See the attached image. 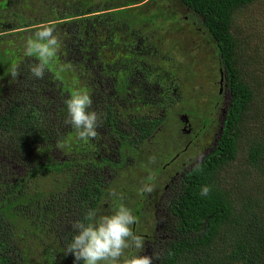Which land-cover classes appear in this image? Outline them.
<instances>
[{"label": "trees", "instance_id": "16d2710c", "mask_svg": "<svg viewBox=\"0 0 264 264\" xmlns=\"http://www.w3.org/2000/svg\"><path fill=\"white\" fill-rule=\"evenodd\" d=\"M154 1L161 2L151 8ZM169 1L93 0L101 9L93 14L72 9L75 15L37 24L15 17L0 28L1 36L44 24L63 31V56L55 57L74 84L48 68L43 79L33 77L29 66L40 62L33 55L0 57V264H28L34 248L40 264H83L65 253L76 234L73 223L97 211L115 177L128 170L129 158L139 151L144 156L156 132L174 118L178 75L183 69L192 78L202 72L189 49L202 54L207 40L232 101L216 151L199 164L201 171L185 175L180 197L169 207L164 228L171 237L161 264H264V131L247 138L245 169L237 177L229 169L258 93L238 62L234 18L255 0H174L179 11L167 13ZM178 21L190 22L197 35L186 50ZM76 90L90 94L89 111L101 118L96 139L81 141L64 123L65 101ZM258 120L264 121V112ZM205 185L211 192L202 197Z\"/></svg>", "mask_w": 264, "mask_h": 264}, {"label": "rangeland", "instance_id": "374dc122", "mask_svg": "<svg viewBox=\"0 0 264 264\" xmlns=\"http://www.w3.org/2000/svg\"><path fill=\"white\" fill-rule=\"evenodd\" d=\"M17 1L18 0H0V28H4V26L7 25V23L4 22L13 21L15 17H17V19H25L29 23L37 24L45 22L47 17L55 18L60 14L75 15V13H71L72 9H75L74 11L76 12L80 11L81 13L86 11L89 14H93L95 11L101 10L98 9L97 6H93V0H26L25 2L20 0V3ZM102 1L104 2V0ZM107 1L112 4L126 2V0ZM158 2L161 1H154L150 3L152 6L151 8L155 7ZM175 4L176 2H174V0H170L168 2L166 8L167 13L172 12L174 8L179 11V9L175 7ZM14 23L15 21L12 22V24ZM177 25L178 29H181L182 31L183 28L179 25L185 27L184 33L187 32V34L183 33L180 36V39H182L181 48L186 50L187 46L192 45L190 41L194 34L193 29L188 21H178ZM45 26L47 25H39L38 27L42 28ZM36 31H38V29L33 30L25 27L22 30H16L8 33L6 36L0 35V44L7 49L5 53L0 54V57L6 55L7 52H10V54L20 53V56L26 57L27 45L30 38L33 37ZM62 33L63 31L59 29V31L56 30L55 34L61 36ZM234 33L239 41L238 62L243 66L244 72L247 74L249 79L252 80V84L258 92L256 95L257 101H255V104L253 105L254 108L248 115L246 126L243 129L244 137L242 142L244 148H240L237 160L232 167L229 168L233 171L232 177H237L240 171H243L246 167L247 138L250 135H256L264 131V121L258 120L259 113L264 112V0H255L252 5L236 12L234 18ZM170 40L171 37H168V41ZM209 41L210 40L206 41L208 46L203 50L202 54L196 53L197 48L195 47L191 46L190 49L188 48L189 50H195V54L193 53L195 55L193 58L196 62L195 67L199 65L198 67L201 68L202 72L196 74L195 78H192L193 72L188 74L186 69H183V74L178 75V82L175 87L177 93L173 99L174 118H168L167 125L164 126L158 135V138H156L152 145L153 156L156 157L155 163H150L149 165L146 161H143V168L139 174L141 175L140 177H137L138 174H136L137 176H131L136 173V170H138L137 167L136 169L134 168V170L130 169L127 174L118 176L114 179L108 187L106 196L102 199L100 207L96 211L97 218L103 215L114 214L122 204L120 198L121 195L124 196L122 192L135 194L134 189H138L135 187L137 183H143L144 186L147 185L146 182L151 178L153 179L155 177L157 179L158 177L159 179H162L159 191L163 190L164 185L169 181L168 176H173L175 171L166 170L164 173H161V170L167 163H171L178 153L184 151L192 136L202 128L205 119L207 120L211 113L217 114L214 109V104L218 98L219 86L217 84L220 81L219 65L217 60L214 61L211 57L214 54L215 49L211 47ZM3 47H0V51ZM58 54L60 57L63 56L61 48L59 49ZM33 56L40 60L38 56ZM59 59L54 56L50 62L47 63V68L51 70L53 74L56 75V77H58L63 83L67 82L70 85L72 82L70 71L68 72L66 68L64 69L61 67ZM170 62V67L173 68L174 65L172 60H170ZM81 83L82 86H85L83 81H81ZM71 85L72 87L74 86L73 83H71ZM77 92V90L72 91V95H75ZM180 115L188 117L190 120V124L194 130V134L190 138H185V136L183 137L182 135L183 125L179 119ZM249 122H253V124L249 126ZM200 152H202V149L195 147V145L191 146L185 156L174 163V167L178 168V171L181 172L182 162L188 163L193 161ZM229 169L224 172L225 176H229L231 173L230 171L227 174ZM143 186H140L139 189ZM113 190L116 195L111 194ZM127 196L130 197V195ZM127 207L130 208V206ZM138 218L140 219L139 221L145 220L142 217ZM132 227H134V225ZM139 229L143 230L141 225H137V231ZM39 253L40 252L35 248L34 251L28 253V264H40L42 259L40 258Z\"/></svg>", "mask_w": 264, "mask_h": 264}, {"label": "clouds", "instance_id": "9594fccd", "mask_svg": "<svg viewBox=\"0 0 264 264\" xmlns=\"http://www.w3.org/2000/svg\"><path fill=\"white\" fill-rule=\"evenodd\" d=\"M53 27H42L30 38L26 48V54L36 55L40 62L29 66L30 74L43 79L47 70V63L57 54L60 49L61 41L55 34ZM70 67V66H69ZM13 78L18 76V72L12 73ZM67 118L64 123L72 127L81 141H88L98 138L97 131L100 127L101 118L96 111H89L92 107L91 96L87 92H77L65 101ZM63 141L57 142V148H63ZM156 157L150 156L149 163H155ZM199 164L194 171H201ZM142 192L151 193L154 186L144 185ZM211 187L202 186L200 195L209 196ZM112 195H116L114 190ZM123 199V196L120 197ZM85 222H74L72 227L76 234L72 242L67 245L65 253L72 254L76 262L82 261L83 264H120L125 257L126 250L135 248L143 250L145 240L143 237L133 232L132 226L137 222V217L132 210L121 204L112 215H103L97 218L94 210H89L85 214ZM156 258L157 257V254ZM152 257L133 256L125 258L123 264H152Z\"/></svg>", "mask_w": 264, "mask_h": 264}, {"label": "flooded vegetation", "instance_id": "af4514ba", "mask_svg": "<svg viewBox=\"0 0 264 264\" xmlns=\"http://www.w3.org/2000/svg\"><path fill=\"white\" fill-rule=\"evenodd\" d=\"M23 1L25 2L26 0ZM18 2H20V0H18ZM220 69L222 68H219V70ZM219 73L220 81L217 84L219 86L218 98L217 101H215V104L213 103L214 109L216 110L217 114L211 113L208 118L210 122L208 119H205L202 128L194 134V130L192 128V125L190 124V120L188 119V117L181 118L182 115H180L179 117L180 122L183 125V137L185 136V138H190L193 134L194 135L188 142L184 151L178 153L171 161V163H167L161 170V173H164L166 170L175 171L173 176H168L169 181L164 185L163 190L159 191L162 179H159L158 177L156 179L154 177L153 179L151 178L148 181L146 180L147 182L145 181L147 185L154 186V191H152L151 193L143 192L142 194L139 187L143 186V183H137L135 185V187L139 189H134L135 194L122 192V194H124L123 199H121L122 204L126 207L130 206L129 209H131L133 214L137 217V222L134 224V227H132L133 232L136 235L143 237L145 243L141 252L140 250L135 248L126 250L125 257L121 259L120 264H123L125 258H131L137 255L152 257V264H161V260L164 256V248L166 247L168 239L171 237L169 236L167 228H164V222L168 221L169 218H171V211H169V207L177 198L180 197L179 192L181 191L185 175L191 172L197 164H201L207 157H209L213 152L216 151L215 149L220 141L223 132L224 119L231 105L230 103L232 99L230 90L228 88V78L222 70ZM215 122L217 123L216 125ZM158 133L159 132L157 131L153 140L150 141L148 147L145 150L146 153L144 156L143 151L142 153L141 151H139L138 155L136 153V156L129 158V168L128 170H125V172H123V174L121 175H125L130 169L134 170V168L136 169L138 167L136 173L131 176H137L136 174H138L137 177L141 176L139 174L141 173V170L143 168V161H146L150 165L149 157L153 156L152 145L156 138H158ZM193 145H195V147L197 148L202 149L203 153L200 152L193 161H190L188 163L182 162V171H178V168L174 167V163L177 160L182 159V157L185 156L190 147ZM121 175H117L115 179ZM126 194L130 195V197H128ZM138 217H142L146 221H139L140 219ZM137 225H141L143 230L139 229L137 231ZM155 254H157L158 258H156Z\"/></svg>", "mask_w": 264, "mask_h": 264}, {"label": "water", "instance_id": "95a60500", "mask_svg": "<svg viewBox=\"0 0 264 264\" xmlns=\"http://www.w3.org/2000/svg\"><path fill=\"white\" fill-rule=\"evenodd\" d=\"M181 118H185V117L181 116Z\"/></svg>", "mask_w": 264, "mask_h": 264}, {"label": "bare ground", "instance_id": "6f19581e", "mask_svg": "<svg viewBox=\"0 0 264 264\" xmlns=\"http://www.w3.org/2000/svg\"><path fill=\"white\" fill-rule=\"evenodd\" d=\"M14 100V99H13ZM62 209V208H61ZM59 212V211H58ZM42 222V221H41Z\"/></svg>", "mask_w": 264, "mask_h": 264}]
</instances>
